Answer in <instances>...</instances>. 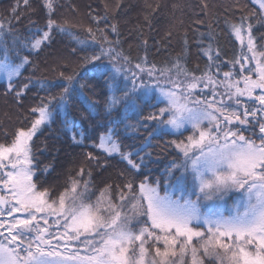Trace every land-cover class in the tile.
Instances as JSON below:
<instances>
[{
    "label": "snow or ice",
    "instance_id": "obj_1",
    "mask_svg": "<svg viewBox=\"0 0 264 264\" xmlns=\"http://www.w3.org/2000/svg\"><path fill=\"white\" fill-rule=\"evenodd\" d=\"M22 2L30 6L29 0ZM254 3L261 12L259 17L251 14L255 23L242 15L230 26L241 46L230 70L221 72L220 52L209 44L201 49L209 64L197 75L187 67L186 35L184 50L175 58L157 65L145 55L134 62L120 46L118 26L111 25L115 40L100 27L107 15L90 12L95 28L87 27L81 36L74 31L79 24L53 18L57 0H42L47 30L37 28L32 36L22 37L12 24L20 19L17 0L12 19L0 22L5 94H13L23 106L33 78L17 82L28 66L37 67L30 57L50 45L53 33L77 45L73 54L78 49L85 53L79 64L84 71H60V91L41 98L28 110L30 126L16 128L10 143H0V264H264V43L258 44L254 35V28L264 29V0ZM201 4L208 9L206 0ZM121 7V2L115 5ZM143 7L150 23L161 6L145 2ZM200 36L197 43L203 45L204 34ZM259 40L264 42V33ZM62 63L68 66L66 60ZM89 73L103 84L84 82ZM36 83L47 87L43 81ZM97 87L104 90L106 114L122 112V121L116 123L123 122L125 132L152 126L143 155L123 151L119 130L110 127L93 145L106 156H119L139 173L152 156L154 134L183 137L166 142L179 159L165 169L163 194L161 180L151 181L147 175L138 183L125 179L96 189L91 170L83 166L55 198L37 186L33 138L42 127H50L54 110L66 116L75 102L95 115L96 105L86 92L95 94ZM64 123L69 131L74 127L70 120ZM72 141L82 144L83 138L73 133ZM86 160L100 165L91 152ZM85 174L89 179H83Z\"/></svg>",
    "mask_w": 264,
    "mask_h": 264
},
{
    "label": "trees",
    "instance_id": "obj_2",
    "mask_svg": "<svg viewBox=\"0 0 264 264\" xmlns=\"http://www.w3.org/2000/svg\"><path fill=\"white\" fill-rule=\"evenodd\" d=\"M121 2L123 7L116 9L115 5ZM155 7L159 4L160 9L151 17V22L145 21L146 11L144 4ZM17 0H0V22L7 23L11 17V9ZM209 5L207 10L202 9L201 0H57L58 7L53 17L58 22L67 19L80 27L74 29L81 36L85 35L84 29L87 27L95 28L89 13L99 16H108L105 22H101L100 27L109 32V38L115 40L116 36L111 33V25L116 24L120 32L121 47L126 55H129L135 62L139 58L147 55L149 62L160 65L181 54L184 50L185 35L188 40L186 53L187 67L199 75L209 64L208 57L201 50L211 44L213 50L220 52L221 72L229 70L230 62L237 57L241 50L238 41L231 32V24L239 23L240 17L249 16L255 23V18L261 15L259 6L254 0H206ZM105 4L108 5L107 10ZM179 5L173 8V5ZM29 7L23 5L20 0V8L17 14L19 21L12 20L13 28L22 37H30L35 34L36 29H46L47 15L42 7V0H29ZM243 9L241 11L240 9ZM211 25V27H209ZM171 33V35H169ZM204 43H197L201 39ZM211 33V35H209ZM264 29L256 31L257 43ZM53 40L50 45L45 47L39 55H33L30 59L37 67L34 69L28 66L24 70L22 77L17 82H27L28 77L33 78L25 96L22 98V107L16 103L13 94H5L7 88L6 81L0 82V143L8 144L11 142L12 133L18 127L30 126L29 114L31 107L37 106L41 98L58 93L62 86L59 72L64 71L71 74L73 69L83 73L79 68L80 57L84 52L77 50L76 54L72 49L77 45L68 37L53 33ZM25 55L27 53H24ZM67 61L68 66H63V61ZM215 72V68H213ZM79 79V77H78ZM36 81H43L47 87L41 88ZM92 85L103 84L97 76L89 73L85 81ZM91 103L96 105V114L89 115L84 104L75 102L66 111L67 115L56 112L50 127H42L34 139V152L38 161L37 175L33 177L38 187L49 190L53 198L63 191L69 177H76L77 172L83 166L91 170V180L96 189L103 188L105 184H123L125 179H135L138 183L143 176L147 175L151 181L161 180V191L163 192V179L165 169L170 166L172 161L178 160L177 152L171 146H166V142L173 139L170 134L153 135L151 137L152 156L146 161L147 167H142L137 173L131 169L126 161H121L119 156L108 157L101 150L93 147L99 143L101 134H105L110 127L119 130V141L122 150L125 152L136 153L148 151L143 148V144L152 131V126L147 130L141 129L138 133L130 130L125 132L122 121V112L108 115L105 112L104 90L97 87L96 93L86 92ZM149 109L145 108V113ZM81 113L87 116L82 118ZM29 117V119H25ZM65 119L74 123L71 131L65 126ZM131 122H135V117ZM5 132L8 135H5ZM73 133L77 139L83 138L82 144H74L72 141ZM91 152L99 158L100 165L86 160V154ZM133 159L138 158L133 156ZM102 165V166H101ZM46 166H50L47 172L41 171ZM123 173V177H121ZM179 175V173H177ZM87 180V174L83 177Z\"/></svg>",
    "mask_w": 264,
    "mask_h": 264
},
{
    "label": "rangeland",
    "instance_id": "obj_3",
    "mask_svg": "<svg viewBox=\"0 0 264 264\" xmlns=\"http://www.w3.org/2000/svg\"><path fill=\"white\" fill-rule=\"evenodd\" d=\"M238 41V40H237ZM238 43H239V45H240V42L238 41ZM262 43H264V42H262ZM240 50H241V46H240ZM240 55V54H239ZM239 67V65H237V68ZM230 68H231V65L229 66V70H230ZM229 70H227V71H229ZM223 72V71H222ZM220 78H222V75H221V77ZM2 81H5L4 80V78H3V76H2V74H0V82H2ZM244 99H246V98H244ZM257 131H258V129H257ZM188 133H185V136L187 135ZM250 133L249 132H246L245 133V135H249ZM173 136V135H172ZM183 137H178V136H173V139H182ZM161 194H163V192L161 191ZM233 201H232V198H229V200H228V204L230 205L231 203H232ZM10 219V218H9Z\"/></svg>",
    "mask_w": 264,
    "mask_h": 264
}]
</instances>
